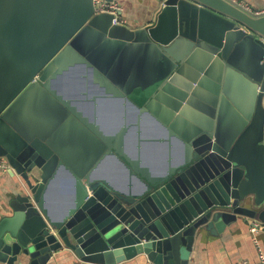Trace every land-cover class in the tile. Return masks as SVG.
I'll return each mask as SVG.
<instances>
[{
  "label": "water",
  "instance_id": "water-1",
  "mask_svg": "<svg viewBox=\"0 0 264 264\" xmlns=\"http://www.w3.org/2000/svg\"><path fill=\"white\" fill-rule=\"evenodd\" d=\"M153 1L155 22L132 29L94 14L93 0H0V156L17 179L1 264L139 253L189 264L198 229L264 222V15L228 0ZM84 86L122 98L137 125L161 118L181 157L160 172L131 157L126 126L106 134L68 96ZM57 123L85 138L89 156H64ZM107 157L127 182L100 170ZM61 167L71 189L55 214L46 194Z\"/></svg>",
  "mask_w": 264,
  "mask_h": 264
},
{
  "label": "crops",
  "instance_id": "crops-1",
  "mask_svg": "<svg viewBox=\"0 0 264 264\" xmlns=\"http://www.w3.org/2000/svg\"><path fill=\"white\" fill-rule=\"evenodd\" d=\"M123 8L122 16L127 27L136 29L153 24L158 9L153 0H116ZM254 6H262L264 0H241ZM104 88L81 87L72 96L78 101L83 116H95L96 125L106 134H113L121 127L125 128L124 147L131 156L140 159L153 172H160L167 167L168 159L178 160L182 147L179 137L169 135L166 123L155 116H142L137 125L135 115L128 112L124 100L118 96L108 94ZM72 98V99H73ZM95 99V102L92 99ZM59 141L64 144L62 150L66 158L83 159L88 155L89 147L83 136L77 137L65 124L57 123L53 128ZM169 139V140H168ZM100 170L112 177L117 183L128 181L124 166L112 157L105 158L100 164ZM71 170L61 167L55 180L47 191V200L52 211L59 214L69 202ZM16 177L8 171L0 170V218L11 214L7 206L9 195L14 189ZM252 219H244L227 224L221 231L215 230L208 234L204 229H198L193 239L189 264H234L247 261L253 264L257 261L256 246L249 227ZM259 246L264 251V231L256 233ZM151 261L144 253H139L129 259L113 264H150ZM1 264V263H0ZM49 264H96L67 257L57 256ZM104 264V263H100Z\"/></svg>",
  "mask_w": 264,
  "mask_h": 264
},
{
  "label": "built area",
  "instance_id": "built-area-1",
  "mask_svg": "<svg viewBox=\"0 0 264 264\" xmlns=\"http://www.w3.org/2000/svg\"><path fill=\"white\" fill-rule=\"evenodd\" d=\"M231 2L233 5L237 6L238 8L242 9L243 11L247 12L249 15L253 17H259L264 15V4L262 6H254L249 3H246L241 0H228ZM93 7H94V14H99V13H107L112 15V24H117V25H124L125 24V19L122 16V11L123 8L120 5L119 2L116 0H93ZM9 164L7 160L4 157L0 156V170L2 171H8ZM249 230L251 234L253 235V241L256 246V251H257V261L253 264H264V251L259 246L258 239L256 238V233L258 231H264V222L257 221V220H252L250 223ZM154 264V263H150ZM234 264H249L247 261L243 260L240 262H236Z\"/></svg>",
  "mask_w": 264,
  "mask_h": 264
}]
</instances>
